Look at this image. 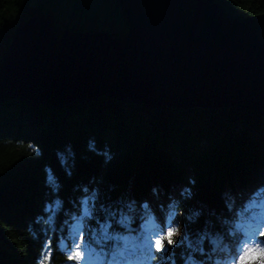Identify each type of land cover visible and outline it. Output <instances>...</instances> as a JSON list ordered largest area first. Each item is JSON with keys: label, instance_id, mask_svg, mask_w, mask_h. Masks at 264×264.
I'll return each instance as SVG.
<instances>
[{"label": "trees", "instance_id": "trees-1", "mask_svg": "<svg viewBox=\"0 0 264 264\" xmlns=\"http://www.w3.org/2000/svg\"><path fill=\"white\" fill-rule=\"evenodd\" d=\"M216 2L232 16L264 13V0ZM45 13L54 19L57 33L68 28L104 30L122 37L128 28L117 0H0V66L16 27ZM105 153L111 160H106ZM59 154L66 157V163ZM259 167L263 174L264 117L245 103L218 108H145L102 95L87 102L47 107L19 98L3 100L0 264H40L49 251L44 246L49 238L53 241L50 264H66V254L56 247L51 226L36 222L42 215L47 218L44 208L56 199L53 188L57 183L66 208L84 195L85 186L90 192L99 188L98 205L121 197L166 205L172 196L181 199V189L191 188L192 197L177 208L184 230L185 207L193 209L197 204L205 213L229 215L223 199L227 192L235 197L238 209L239 186L243 188L251 171ZM50 175L55 178L52 187ZM63 218L58 217V226ZM208 218L205 214L189 226L195 247L178 245L173 253L177 264H185L189 255L203 259L196 249L199 230ZM203 247L209 252L207 240Z\"/></svg>", "mask_w": 264, "mask_h": 264}, {"label": "water", "instance_id": "water-1", "mask_svg": "<svg viewBox=\"0 0 264 264\" xmlns=\"http://www.w3.org/2000/svg\"><path fill=\"white\" fill-rule=\"evenodd\" d=\"M128 24L55 30L51 15L21 22L0 66V102L63 107L106 95L145 108L245 103L264 117V13L228 14L216 0H117Z\"/></svg>", "mask_w": 264, "mask_h": 264}, {"label": "snow or ice", "instance_id": "snow-or-ice-1", "mask_svg": "<svg viewBox=\"0 0 264 264\" xmlns=\"http://www.w3.org/2000/svg\"><path fill=\"white\" fill-rule=\"evenodd\" d=\"M106 160H111V155L105 153ZM62 163L66 157L59 154ZM71 175V172H69ZM55 178L49 176V185ZM194 183V181H193ZM56 194L54 201H49L44 208V215L37 218V223L51 226L53 234L57 236L59 246L65 250L67 261L75 264H152L160 259L156 253L168 256L178 245L187 244L189 249L195 246L190 239V225L199 222L207 214L203 227L199 230L200 237L197 241L202 260L197 261L191 255L185 264H253L250 257L259 253L258 264H264V206L254 200L246 202L241 208H236L235 197L224 193L225 208L229 215H217L207 212L203 208L184 210V231H181L178 221L177 208L182 201L192 197L191 188H183L179 192L181 199L170 197L169 203L161 204L160 216L153 210L149 202L138 203L135 199L121 197L112 203H99L100 190L96 188L90 192L87 186L83 187L84 195L79 200L70 203L73 207L66 208L65 201L60 198V185L53 188ZM158 190L153 189L156 193ZM115 205V206H114ZM261 208L259 213L253 209ZM139 215H137V210ZM103 213V216L98 215ZM63 215V220L58 217ZM94 222V223H93ZM138 223V227H133ZM217 224L219 228H217ZM179 238V239H178ZM228 238H233L230 244L225 243ZM204 240L211 245V252H205ZM52 239L45 243L49 249L41 258L40 264H50L52 253ZM223 245V247H221ZM217 250L227 252V259L215 258ZM174 264V262H173Z\"/></svg>", "mask_w": 264, "mask_h": 264}, {"label": "rangeland", "instance_id": "rangeland-1", "mask_svg": "<svg viewBox=\"0 0 264 264\" xmlns=\"http://www.w3.org/2000/svg\"><path fill=\"white\" fill-rule=\"evenodd\" d=\"M258 164V163H257ZM255 167V166H254ZM263 175V176H262ZM258 184H264V172L262 174L261 172V167H259L258 169L256 168L255 170L253 169V171H251V173L249 174V176L247 177V180L243 183V188L240 187L238 189V191L240 190L241 193H237V201H238V205L240 204H245L246 202H250V201H255L257 204H261L262 206H264V191H262V189H260L259 185ZM256 193V194H254ZM254 195V196H251V195ZM247 196H251L248 198L247 200ZM257 196V197H255ZM246 201V202H245ZM150 203V202H149ZM154 205V203H152ZM152 204H150L152 206ZM153 208V207H152ZM195 208H199L197 206V204H195L193 206V209ZM237 208V207H236ZM139 210V209H138ZM140 211V210H139ZM257 211L258 213L261 211V208H257ZM178 213L181 214L180 211L177 210ZM158 216H160L158 213H157ZM179 218H181V215H178L177 219L178 221L180 222ZM181 226V224H180ZM136 227H138V224L136 225ZM181 231L183 232L182 228H181ZM179 239V238H178ZM261 239H264V238H261ZM228 244H230V246H234L232 245L231 243L228 242ZM56 245L58 246V248L60 250H64L62 249L60 246H59V243L58 241L56 242ZM221 247H223V245H221ZM211 248H212V245H211ZM219 252L220 250H218V252L214 253L213 254V259L215 258H220L219 256ZM226 253V258H228V253L227 252H224ZM166 259L169 261V263H171V258L168 254V256H165ZM250 261L253 262V264H258L259 260H260V254L259 253H255L252 255V257L249 258ZM156 264H163V261L162 259H157L156 261Z\"/></svg>", "mask_w": 264, "mask_h": 264}, {"label": "bare ground", "instance_id": "bare-ground-1", "mask_svg": "<svg viewBox=\"0 0 264 264\" xmlns=\"http://www.w3.org/2000/svg\"><path fill=\"white\" fill-rule=\"evenodd\" d=\"M141 203H142V201H141ZM137 213H139V212H137Z\"/></svg>", "mask_w": 264, "mask_h": 264}]
</instances>
